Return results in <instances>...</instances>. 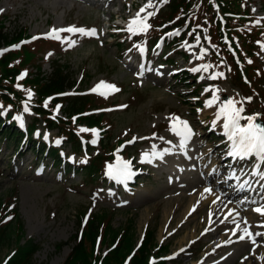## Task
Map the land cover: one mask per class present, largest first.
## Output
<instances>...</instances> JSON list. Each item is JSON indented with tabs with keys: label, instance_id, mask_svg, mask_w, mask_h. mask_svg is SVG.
Segmentation results:
<instances>
[{
	"label": "rangeland",
	"instance_id": "obj_1",
	"mask_svg": "<svg viewBox=\"0 0 264 264\" xmlns=\"http://www.w3.org/2000/svg\"><path fill=\"white\" fill-rule=\"evenodd\" d=\"M160 1L152 0L154 7L147 11L154 12ZM102 2L105 4L103 8ZM147 3L148 0H0V33L8 35V39L20 34L42 36L54 29L71 27L82 28L89 33L66 32L55 41H30L23 47L40 48L43 43L48 46H42L39 53L33 49L22 50L17 53L18 58L26 59L23 63L28 62L25 66L29 68L26 71L30 79L39 75L48 82L58 61L59 65L66 67L63 68L69 74L70 82L77 85L75 91H93L101 82L119 89L110 91L108 97L118 100L119 107L112 110L113 120H106L105 139L94 135L99 145L90 155H96L95 159L104 156L101 140H108L110 146L116 148L121 144L118 141L129 142L135 138L137 144H125V150L113 154L103 168L107 172L109 166L115 168L118 162L131 161L132 154H136L132 161L135 165L141 164L139 167L145 172L128 191L108 174L113 184L105 181L99 187L97 193L100 196L97 197L80 184V178L83 177L82 182L87 179L86 173L79 177L71 171L74 167L86 165L84 157L89 154L79 150L80 144L75 143L72 150L66 143L72 140L59 136L58 130H47L42 123L37 126V133L30 137L34 141L38 133L45 132L49 133L52 141L58 139L59 143L52 144V147L63 153L60 154L59 168L71 167L64 174L63 171L57 172L58 168L50 157L38 156L29 145H24L22 150L14 149V142L7 141L5 135L0 140V204H10L23 228L19 237L16 233L13 236L8 233L9 240L5 238L1 246L0 263L10 252L36 245L32 264H63L75 247L74 237L82 223L80 215L85 213V217L89 215L94 219L100 211L108 210L105 219L101 213L99 215L101 221H105L102 225L109 224L114 233L124 231L135 247L150 231L154 233L156 247H167L165 252L152 251V258L176 255L191 244V251L185 256L180 255L177 264H195L202 258L205 264H264V215L253 210L264 205V193L261 191L264 179L252 174L256 165H262L260 169L264 172V162L257 158L251 164L243 162L233 166L229 163L232 142L227 143L229 138L223 135L224 119L217 118L223 102L229 99L237 102L236 107L244 109L242 117L263 119L264 107L257 103L255 94H250L247 75H243L247 84L243 90L234 78V70L230 72L226 67L217 69L214 66L211 72L208 68L204 70L205 65L200 61L208 59L211 51L205 36L194 44L185 43L177 52L165 51L164 55L163 43L159 40L150 52L145 74L139 75L136 59L148 48L140 44L135 48L130 45L127 50L126 44L119 49L122 41H117V36L111 39L109 35L114 31L107 30V27L108 19L117 14L128 19L129 24ZM251 8L255 15L264 18V0H253ZM146 15L141 13L142 17ZM93 30L95 35L91 34ZM68 41H75L74 46H70ZM54 43L57 45H52ZM47 48L51 51L45 59L43 55ZM262 57L264 55L258 57L259 64L264 66ZM181 71L187 84L175 77ZM212 76H216L214 83ZM251 82L256 87L259 84L258 90L264 91V80L253 79ZM80 86L85 88L79 89ZM194 87H199V92L193 90ZM103 89L93 92L99 93ZM72 90L68 87L65 91L71 95ZM214 94L218 97L214 102L217 107L211 110L206 102ZM9 111L3 110L4 114ZM171 117H179L188 123L193 134L190 140L184 141L172 130ZM32 121L33 114L24 116V127ZM239 123L246 126L247 120L241 119ZM45 144L50 146L46 141ZM120 148H124L123 143ZM68 159L75 164H68ZM39 165H43L44 170L37 172ZM237 180L259 185L260 203L250 206L248 195L236 196L234 182ZM211 193L216 196L215 205L205 200ZM13 215L10 212V216ZM193 231L195 233L191 235ZM231 239L241 241L219 248L221 243ZM201 247L204 251L196 255ZM113 248L107 244L103 246L102 253Z\"/></svg>",
	"mask_w": 264,
	"mask_h": 264
},
{
	"label": "trees",
	"instance_id": "obj_2",
	"mask_svg": "<svg viewBox=\"0 0 264 264\" xmlns=\"http://www.w3.org/2000/svg\"><path fill=\"white\" fill-rule=\"evenodd\" d=\"M252 3L253 0H165L155 19L151 22L152 29L147 37L151 39V43H154L157 36L163 33L173 30L180 31L181 33L175 39L165 40L167 47L176 52L186 39L193 42L198 36L207 37L212 47L210 55L212 65L217 69L226 65L230 72L234 70L236 72L235 80L245 89L247 84L243 81L241 70L236 65L238 57L243 64L242 70L250 80V94L256 95L257 103L263 108L264 94L262 95L263 92L258 90L259 84L256 87L251 80H264V66L259 64L260 60L258 59L264 53V19L252 13ZM162 26L165 27L163 30L160 29ZM13 39L16 38L8 39V35L0 33V46L12 42ZM143 39V36L137 35L132 38V40ZM18 56L17 52H8L0 56V102L4 106L13 105L14 110L20 111L21 101L26 97L24 92L19 91L15 86L19 68L14 62L19 59ZM28 56L33 58L31 55ZM63 67L66 68L59 65L57 61L48 82L40 77L24 82L27 88L33 89L38 96L33 103L36 116L44 117L51 128H53L54 123L48 117L53 114L52 107H55L59 100L46 104L47 98L65 92L68 87H74L70 82L69 74L64 71ZM178 79L182 80L180 77ZM66 100L68 101L65 109L67 115L78 117L76 123L85 125L90 131L95 128L105 130L108 126L106 120L111 121L110 114L102 112V109L111 104L109 101H98L91 96H76ZM95 110H102V113H94ZM84 113L88 114L82 116ZM53 121H57V119L54 117ZM48 124L46 123L47 126ZM6 129L7 127L6 125L3 126L0 117V140L4 137L5 132L6 136L7 134L17 135L16 129L11 128L7 131ZM62 130L63 135L75 143L80 142L82 136L87 137L86 133L77 128L72 121H68ZM103 148L109 150V153L96 159V155L89 157L88 165H82L77 170V173H86L87 179L82 183L84 187L90 190L105 181L103 168L105 161L113 158L112 147L110 148L108 143H105ZM50 156H53L52 161L56 165H60V157L56 152L52 151ZM10 212H13L14 215L10 216ZM15 212L10 204H0V255L1 246L5 238H8V233L12 236L13 233H16L18 237L21 235L23 227L21 223L17 222ZM100 213L105 219L108 211H100L94 219H91L89 215L85 217V213L80 215L82 223L79 225L80 230L74 237L76 244L64 264H123L128 257H131L128 264H147L148 256L155 247L154 233L149 232L142 247L135 250L131 238L125 235L124 231L121 234L114 233L109 224L102 225V222L105 221H101ZM107 244L114 246V248L107 254H102V248ZM36 252V245L30 249L20 247L15 252L12 251L6 255L7 260L4 261L5 264H32Z\"/></svg>",
	"mask_w": 264,
	"mask_h": 264
},
{
	"label": "snow or ice",
	"instance_id": "obj_3",
	"mask_svg": "<svg viewBox=\"0 0 264 264\" xmlns=\"http://www.w3.org/2000/svg\"><path fill=\"white\" fill-rule=\"evenodd\" d=\"M152 7H154V5L152 4V0H148V3L140 9L136 17H134L129 22L126 30L130 34L135 35L140 32H144L151 27L147 23V19L151 15H154V13L149 12L146 16L143 17L141 16V13L146 12L148 8ZM60 31L80 33L82 35L89 34L86 33L85 30L82 28L78 29L75 27H71L68 29L60 30L54 29L48 35L50 38L59 39L58 32ZM91 34L95 35L94 30ZM68 43L70 46H74L75 41H68ZM204 70H207V66H205ZM194 71H200V69H194ZM210 78L215 79L216 76H212ZM99 88H108L112 91H119V89H117L114 85H108L104 82H101L99 85H97V89ZM97 89H93V91H96ZM30 98L31 95H29V99ZM216 100H218V97L214 94L213 98L206 102V106H212L213 103L216 102ZM236 103L237 102L231 99L227 100L226 102H223L217 114L218 119H224L223 127L226 131L229 140L232 142V148L229 151L228 155L231 156L233 159L239 160H245L249 157L255 156L261 162H264V125L256 123L257 117L255 116L242 117L241 113L244 111V109L242 107H236ZM27 110V107H25V111ZM170 119L173 121L172 130L176 132L177 135L181 136L184 141H187L191 138L192 130L186 121L180 120L179 117H171ZM241 119L247 120L246 126H242L239 123ZM81 131H87V129H81ZM93 131L94 134H96L95 130ZM132 142L133 141H129V143ZM57 143H59V141H57ZM145 157L147 158V154H145ZM252 174L259 175L262 179H264V172H262L258 166L255 168ZM109 175L117 180L129 179L132 175L130 171V165L128 163L118 162V165L115 168L109 166ZM206 191H210V189H206ZM253 210L257 213L264 215V205L256 207ZM245 232H247V229H245ZM249 235L251 234L249 233ZM241 239H243V236L241 237Z\"/></svg>",
	"mask_w": 264,
	"mask_h": 264
},
{
	"label": "bare ground",
	"instance_id": "obj_4",
	"mask_svg": "<svg viewBox=\"0 0 264 264\" xmlns=\"http://www.w3.org/2000/svg\"><path fill=\"white\" fill-rule=\"evenodd\" d=\"M217 106L213 103V105L212 106H210L209 107V109H214V108H216ZM216 111H218V110H216ZM208 181H211V178H209L208 179ZM210 183V182H209ZM218 187H220V183H218V185H217ZM205 192V191H204ZM204 194V193H203ZM205 200H209V201H212L213 202V204L212 205H215L216 204V196L214 195V194H212L211 193V195L209 196V198H206ZM190 211V209H188V212ZM238 216L237 215H235V218H237ZM194 231H193V233L191 234V235H194ZM67 255V252H65V256ZM61 262H63V259L61 260Z\"/></svg>",
	"mask_w": 264,
	"mask_h": 264
}]
</instances>
